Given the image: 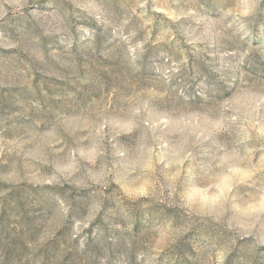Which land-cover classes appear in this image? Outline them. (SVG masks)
<instances>
[{
	"label": "rangeland",
	"instance_id": "1",
	"mask_svg": "<svg viewBox=\"0 0 264 264\" xmlns=\"http://www.w3.org/2000/svg\"><path fill=\"white\" fill-rule=\"evenodd\" d=\"M0 264H264V0H0Z\"/></svg>",
	"mask_w": 264,
	"mask_h": 264
}]
</instances>
